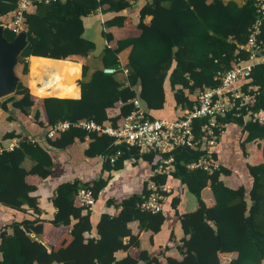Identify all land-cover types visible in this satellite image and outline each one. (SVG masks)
<instances>
[{
  "label": "trees",
  "instance_id": "16d2710c",
  "mask_svg": "<svg viewBox=\"0 0 264 264\" xmlns=\"http://www.w3.org/2000/svg\"><path fill=\"white\" fill-rule=\"evenodd\" d=\"M18 1L0 0V23L17 8ZM130 6L128 0H54L38 2L24 13L28 43L19 63L22 73L28 74L31 55L71 61H76L71 59L74 55L88 57L96 43L84 36L83 18L98 10L116 12L103 22L106 45L101 55L102 67L89 74V66L82 64L79 98L44 97L48 94L33 90L34 95L20 80L13 94L0 99V110L8 113L7 119L21 125L20 132L10 130L0 137V206L28 210V216L22 219L0 223V264H224L222 253H236L227 264H264V161L232 163L223 161L216 149L208 152L177 147L172 151L174 171L164 174L157 171L163 154L148 150L141 153L139 148L117 143L115 137L106 133L73 124L86 118L99 124L109 121L118 127L135 109V98L151 119L156 118L155 111H164V118L174 119L180 110L191 109L199 91L221 84L219 72L232 68L239 58L248 59L249 51L243 46L258 17L255 1L244 0L240 4L236 0H150L139 9L135 22L139 34L120 39L118 46L112 47L114 36L107 28L123 27L127 16L117 12ZM147 15L152 16L148 23ZM4 34L9 40L16 36L8 26ZM257 38L264 46V22ZM127 46L131 50L125 80H121L117 77L122 71L118 54ZM107 67H115L116 71L105 72ZM240 85L245 92L250 86L256 88L250 90L256 94L255 100L218 116L222 126L216 131L221 134L219 142L227 126L238 127L241 135L246 133L244 140L239 138L236 142L238 152L246 157L247 142L264 140V124L252 115L264 113V53ZM167 89L174 100L172 116L166 113ZM109 108L114 110L112 114H108ZM204 121H194L197 137ZM62 122L70 125L49 136ZM87 139L91 141L84 148V156L101 160L102 168L97 176L86 180L61 178L53 185L50 201L56 211L50 223L55 229H67L57 244L47 245L34 235L42 231V209L37 185L30 183L27 176H39L47 184L55 172V151H66ZM14 140L16 145L8 149ZM262 151L264 156V145ZM208 154L220 164L212 173L188 167ZM111 156H115L113 161ZM27 159L32 161L29 168L24 166ZM126 161L133 165L148 163L152 175L139 192L108 196L106 204L114 206L115 212H103L94 224L91 210L80 205L78 191L92 190L96 201L112 172L123 169ZM104 171L109 172L106 177ZM233 172L242 178V185L236 189L220 178ZM169 180L174 184L163 208L156 212L142 209L143 196L150 193L149 183L165 184ZM206 186L211 187L215 198L212 206L202 197ZM186 191L196 197L198 206L180 213L178 208ZM167 206L174 209L182 230L180 238L174 232L170 236L180 258L165 254L168 245L155 252L143 249L139 235L129 227L131 221H138L140 230L152 231L153 242V235L166 222ZM93 228L96 233L87 237L85 233ZM131 248L138 249V254L133 255ZM118 250L127 254L117 258Z\"/></svg>",
  "mask_w": 264,
  "mask_h": 264
},
{
  "label": "crops",
  "instance_id": "0c3cea01",
  "mask_svg": "<svg viewBox=\"0 0 264 264\" xmlns=\"http://www.w3.org/2000/svg\"><path fill=\"white\" fill-rule=\"evenodd\" d=\"M128 1L131 3V6L124 9L121 12H117L119 14H125L127 16L125 25L123 27L112 26L107 28V31L112 32L114 36L113 41L110 42V46L112 47L118 46V40L120 39H124L125 37L139 34L140 31L136 28V24H135V22H137L139 19V9L143 4H145L147 1L150 0H128ZM236 1L240 4L244 2V0H236ZM115 13L116 12H111V11L104 12L98 10L97 12L83 18L84 26H85L84 36L87 37L88 39L93 40L96 43V48L88 55V57L74 55L75 58L81 60L79 62L78 60L71 61L67 59H58V60L74 62L80 66V76L76 80L75 84L70 83L68 78L66 79L62 78L59 84H61V86H63L65 90L61 91L58 89L57 90L49 89L46 91H40L37 90L42 86V84L39 81H37L35 84L36 88L31 86L30 81L32 80V77L30 75V71L28 72V74H23L24 77H21L20 80L29 86L31 92L34 90L37 93L48 94L45 95L44 97L57 96V97L79 98L81 96V87L79 84V79L82 78V64L86 63L89 66V71H88L89 74L94 69L102 67L103 64L101 60V55L106 45V40L102 36L103 22L106 19L112 17ZM151 18H152L151 15H147L145 17V22L147 23L150 22ZM94 38H99V42L101 44L98 45V41ZM130 50H131V46H127L124 47L118 54L121 63L120 68L122 71H120L117 74V77L120 78L121 80H125L126 70H127L126 66L129 60ZM31 57L50 58V57L31 55L29 59H31ZM51 59H57V58H51ZM167 96H168L167 104L173 105L174 100L170 89H167ZM107 111L108 114H112L114 110L112 108H109ZM7 117H8V113L5 110L1 109L0 137H2L7 131L10 130H15L16 132L21 131L20 123L18 121H9ZM245 137H246V133L241 135L238 130V127L227 126L216 148V151H218L220 158L223 159V161H229L232 163L237 161L240 162L243 160L244 162L246 161L251 164H258L263 162L264 156H263L262 147L264 145V140L262 139L249 141L245 144V151L247 154L246 157H242L240 152H238L236 148V142L239 138H241V140H244ZM89 141H91V139H87L82 143H77L71 146L66 151H55L54 153L55 172L51 177V179L49 180V182L46 180L48 182L47 184H44L39 176L36 175L27 176V180L30 183L37 185L38 190L36 191V194L40 195L39 202H40V207L42 209V214L40 216L42 218V222H41L42 231L38 235L35 232L34 235L36 236V238L42 240L47 245L57 244L59 240L63 239V237L66 235L64 233L67 229V228H63L60 230L55 229L50 223V220L53 218V215L56 211L55 207L52 205V202L50 201L51 190H52L51 188L53 187V185H55L57 181L61 178H67L71 180L75 178H79L81 180L82 179L86 180L90 178V176L92 177L97 176V173L102 168L103 162L101 160L99 161L95 159L91 160V159H87L84 156V148L88 145ZM8 142L9 141H5V143ZM12 143H16V140L12 141L10 144ZM31 165H32V161L29 159H27L24 162V166H26L27 168H29ZM108 174H109L108 171L103 172V175L105 177ZM112 174H113L112 178L108 182L106 188L109 187V190L113 189L112 184L118 183L121 189L128 188L126 190L129 192L132 191L139 192L143 188V182L146 179H148L149 176L152 175V171L150 170V166L148 164L145 165L138 163L137 166H135L131 163V161H126L125 167L123 169L118 171H113ZM118 177H120L119 178L120 181L118 180V182H114ZM220 178L229 187L233 189H236L242 185V178L236 172H233L230 175L222 174ZM166 184L169 185L171 188H173L172 186L174 184V181L169 180ZM116 190L119 191L120 189L117 188ZM118 191L111 193L109 196L118 195ZM202 197L208 206H212L215 204V198L210 186H206L202 190ZM98 201L99 198L95 201V204L91 209L92 221L94 224L98 222L100 215L103 212H108V213L115 212V207L112 205L108 206L106 204V200L104 202H101L100 204H97ZM197 206H198L197 199L192 194L190 197L189 196L183 197L178 210L180 213L186 211H192ZM165 212L167 215L166 222L162 226L161 231L153 235V239H154L153 242L150 239L152 231L140 230L138 226V221H131L129 223V227L131 228L133 234L139 235V238L141 240V246L143 249H146L150 252H155L157 250H160L161 248H165V246L168 245L167 249L165 250V254L176 258H180L181 255L179 254L176 246H174V244L170 242V236L171 233L174 232L176 238H180L182 236V230L179 225V221L177 220L174 209H172L170 206H167ZM26 216H28V210L26 212V211L12 209L6 206H0V223L4 224L6 222H10L13 220H19ZM95 233H96V229L93 228L91 232H86L85 235L88 237L91 236V234H95ZM130 252L133 255H137L139 250L135 248H131ZM126 254L127 252L125 250H118L116 252L117 258H122ZM222 254L230 256L229 259H231L236 255V253H222ZM1 257L2 255L0 252V258ZM227 263L228 261L226 262V264ZM34 264H38V263H34ZM53 264H59V263L54 262Z\"/></svg>",
  "mask_w": 264,
  "mask_h": 264
},
{
  "label": "built area",
  "instance_id": "2783aa9c",
  "mask_svg": "<svg viewBox=\"0 0 264 264\" xmlns=\"http://www.w3.org/2000/svg\"><path fill=\"white\" fill-rule=\"evenodd\" d=\"M54 0H19L17 8L7 15L3 24L11 28L16 34L26 31L24 22V13L29 11L33 5L38 2H50ZM258 17L252 26L248 42L243 46L249 51L248 59H241L236 64L223 72H219L221 84L214 88H204L197 93V99L191 109L180 110L174 119L154 118L146 116L145 109L139 99L133 100L135 109L128 114L118 127L111 125L109 121L102 124L86 118L73 123L87 131H98L115 137L117 143L135 146L140 152L154 151L164 156L157 165V171L164 174H170L174 171V155L172 151L177 147H188L192 149L214 151L219 143L220 135L216 128L222 126L217 121L218 116H224L233 108H240L250 100H255V93L250 92L251 86L245 92L240 87L241 82L247 78L252 71L254 63L264 53V46L258 42L257 35L260 32L264 22V0H254ZM105 72L113 73L115 67H107ZM127 71V70H126ZM258 122L264 124V113L255 112L252 114ZM205 119L200 126V136L195 133L194 121L196 119ZM70 125L69 122L59 123L49 132V136L57 134V130H62ZM16 143L8 146L12 149ZM0 150L2 147L0 146ZM115 156H111L113 161ZM219 162L210 156H202L197 161L190 163L189 168H202L210 173L218 169ZM150 193L143 196L140 207L153 212L163 208L172 188L165 184H156L150 182L148 185ZM165 192V193H164ZM78 200L81 206L91 210L95 204V197L92 190L81 188L78 191Z\"/></svg>",
  "mask_w": 264,
  "mask_h": 264
},
{
  "label": "water",
  "instance_id": "95a60500",
  "mask_svg": "<svg viewBox=\"0 0 264 264\" xmlns=\"http://www.w3.org/2000/svg\"><path fill=\"white\" fill-rule=\"evenodd\" d=\"M5 28V24L0 23V99L16 91L20 78L15 67L28 43L26 31L16 33L14 39L9 40L4 34Z\"/></svg>",
  "mask_w": 264,
  "mask_h": 264
},
{
  "label": "bare ground",
  "instance_id": "6f19581e",
  "mask_svg": "<svg viewBox=\"0 0 264 264\" xmlns=\"http://www.w3.org/2000/svg\"><path fill=\"white\" fill-rule=\"evenodd\" d=\"M45 74H47V78H45ZM30 75L32 77L30 81L32 87L36 88L37 81L42 84L37 90L58 89L63 91L65 89L59 84L60 80L68 78L70 83L75 84L80 76V66L65 60L31 57Z\"/></svg>",
  "mask_w": 264,
  "mask_h": 264
},
{
  "label": "rangeland",
  "instance_id": "374dc122",
  "mask_svg": "<svg viewBox=\"0 0 264 264\" xmlns=\"http://www.w3.org/2000/svg\"><path fill=\"white\" fill-rule=\"evenodd\" d=\"M95 37V36H93ZM98 41V45H100L101 43L99 42V38H94ZM73 60H78V61H81L80 59L78 58H71ZM29 60V71H30V59ZM15 70H16V73L17 75L19 76V78L21 77H24L23 73H22V64L18 63L15 67ZM45 78H47V74H45ZM34 94V93H33ZM35 95V94H34ZM163 113L162 112H153V114L155 115L156 118H164L165 116H162L161 114ZM166 113L169 114L170 116H172V113H173V105L172 104H167V107H166ZM139 164H145L147 165L148 163L146 162H142V163H139ZM137 166V165H135ZM120 177L116 178V180L114 182H118ZM120 181V180H119ZM112 188L115 190V191H118L116 190L117 188H119L120 190L118 191V195H129L131 194L132 192H136V191H132V192H129L127 191L126 189L128 188H123L121 189L120 185L117 183V184H112ZM113 189H110L109 190V187L108 188H105L104 190L101 191V193L99 194V201L97 202V204H100L101 202H104L106 200V198L111 194V193H114L115 191ZM192 194H189L188 191L185 192V195L184 197H190ZM221 260H222V263L226 264V262L229 260L230 256L228 255H224V254H221Z\"/></svg>",
  "mask_w": 264,
  "mask_h": 264
}]
</instances>
